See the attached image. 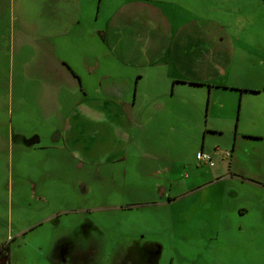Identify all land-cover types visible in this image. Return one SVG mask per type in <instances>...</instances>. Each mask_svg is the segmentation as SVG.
<instances>
[{
	"label": "rangeland",
	"instance_id": "1",
	"mask_svg": "<svg viewBox=\"0 0 264 264\" xmlns=\"http://www.w3.org/2000/svg\"><path fill=\"white\" fill-rule=\"evenodd\" d=\"M123 2L83 0L86 23L103 26ZM194 3L228 30L246 27L248 65L240 73L263 79L264 1H188ZM70 10L68 0H0V247L8 248L7 264H264V155H249L245 177L236 166L232 175L207 173L223 156L207 140L214 167L200 165V146L191 144L184 161L163 173L140 141L114 159L126 160L107 166L114 173H97L101 163L81 156L82 172L52 141V126L61 123L51 115L73 101L37 66L48 62L43 52L57 38L54 15L64 22ZM92 39L98 57L101 44ZM33 135L53 147H23L29 160L20 165V144L30 146ZM254 157L262 167L255 173ZM163 189L170 195L162 197Z\"/></svg>",
	"mask_w": 264,
	"mask_h": 264
},
{
	"label": "crops",
	"instance_id": "2",
	"mask_svg": "<svg viewBox=\"0 0 264 264\" xmlns=\"http://www.w3.org/2000/svg\"><path fill=\"white\" fill-rule=\"evenodd\" d=\"M68 1V20L54 15L57 38L43 52L48 62L37 67L57 94L73 101L51 115L61 123L52 126V141L80 171L87 164L81 156H87L90 165L102 164L97 173H114L107 166L126 160L114 159L140 141L163 173L184 161L188 145L204 151L207 140L223 155L207 173L232 175L236 166L243 176L249 155H264V78L240 73L248 65L242 53L246 27L228 30L189 0H124L93 30L83 0ZM92 38L101 44L98 57ZM37 138L20 144V165L29 160L23 147H53ZM254 161L253 173L262 169L260 157ZM83 189L86 198L90 192ZM165 191L162 197L170 195Z\"/></svg>",
	"mask_w": 264,
	"mask_h": 264
},
{
	"label": "built area",
	"instance_id": "3",
	"mask_svg": "<svg viewBox=\"0 0 264 264\" xmlns=\"http://www.w3.org/2000/svg\"><path fill=\"white\" fill-rule=\"evenodd\" d=\"M195 158L196 161L200 164V165H206L208 167H214V161L213 158L205 153L204 151H198L195 154Z\"/></svg>",
	"mask_w": 264,
	"mask_h": 264
},
{
	"label": "trees",
	"instance_id": "4",
	"mask_svg": "<svg viewBox=\"0 0 264 264\" xmlns=\"http://www.w3.org/2000/svg\"><path fill=\"white\" fill-rule=\"evenodd\" d=\"M5 253V255H3ZM0 260H3L5 264L8 263V248L6 245L0 247Z\"/></svg>",
	"mask_w": 264,
	"mask_h": 264
},
{
	"label": "water",
	"instance_id": "5",
	"mask_svg": "<svg viewBox=\"0 0 264 264\" xmlns=\"http://www.w3.org/2000/svg\"><path fill=\"white\" fill-rule=\"evenodd\" d=\"M31 143H35L34 141H32Z\"/></svg>",
	"mask_w": 264,
	"mask_h": 264
}]
</instances>
